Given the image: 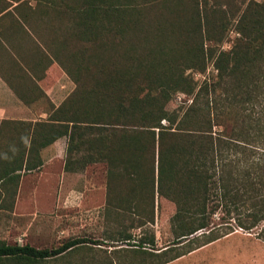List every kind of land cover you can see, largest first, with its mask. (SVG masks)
<instances>
[{
  "label": "trees",
  "instance_id": "trees-1",
  "mask_svg": "<svg viewBox=\"0 0 264 264\" xmlns=\"http://www.w3.org/2000/svg\"><path fill=\"white\" fill-rule=\"evenodd\" d=\"M57 2L70 11L75 39L103 57L72 70L76 88L49 123L30 124L22 157L4 161L0 184L13 187L3 194L14 199L17 172L40 169L41 150L65 137L66 173L104 164L110 179L175 207L174 240L162 249L154 236L140 238L92 264H168L236 230L264 245V0ZM110 40L113 59L104 58ZM178 93L190 103L168 110ZM94 242L0 241V264H68Z\"/></svg>",
  "mask_w": 264,
  "mask_h": 264
},
{
  "label": "crops",
  "instance_id": "crops-1",
  "mask_svg": "<svg viewBox=\"0 0 264 264\" xmlns=\"http://www.w3.org/2000/svg\"><path fill=\"white\" fill-rule=\"evenodd\" d=\"M57 1L0 0V175L5 173L6 159L21 158L25 142L29 147L30 126L49 123L50 115L67 99L74 84L67 65L74 26L70 11ZM66 144L62 137L41 150V158L46 159L42 177L53 179L41 190L33 178L27 181L41 168L17 172L21 177L14 199L3 194L13 185L0 184V209L12 210L21 199L29 202L22 205L32 208L94 207L95 201L81 199L79 191L71 190L65 198L61 194L63 180L69 175L64 171ZM75 238H88L97 244L80 249L68 264H87L88 254L106 256L114 249L106 240L100 243L86 235L69 236L50 248Z\"/></svg>",
  "mask_w": 264,
  "mask_h": 264
},
{
  "label": "rangeland",
  "instance_id": "rangeland-1",
  "mask_svg": "<svg viewBox=\"0 0 264 264\" xmlns=\"http://www.w3.org/2000/svg\"><path fill=\"white\" fill-rule=\"evenodd\" d=\"M75 31L70 32L69 49L71 55L76 57L67 64L70 65L71 70L77 65L85 66L90 56L103 57L100 49L80 39L76 40ZM109 44L111 51L105 54L104 58L113 59L114 40H110ZM124 45V43L118 45L117 50H123L124 47L121 46ZM212 72V67L209 65L207 75ZM189 73L196 80L202 79L197 73L190 71ZM83 79L86 77L83 76ZM75 88L74 83L70 95ZM184 101L190 103L186 96L178 93L167 109L170 111L177 109L185 104ZM44 162L46 159H43V164ZM44 173L45 168L41 167L39 171L27 177L28 183L33 178L35 185H39L41 190L46 182L53 181L52 178L42 177ZM68 174L61 186L63 198L71 190L79 191L81 199L95 201L94 207L32 208L22 205L29 202L21 199L12 210L0 209V241L19 245L26 243L36 248H50L69 236L86 235L100 243L106 240L109 246L127 248V245L135 244H132L133 241L154 236L156 248L162 249L174 240L170 218L175 212V207L168 200L155 194L153 201L149 190L143 191L135 185L132 187L122 179L114 180V177L110 179L104 164L88 166L83 172L77 173L78 175ZM80 218L83 219L82 224ZM224 229L222 227L219 231L227 230ZM204 232L197 233L189 240ZM126 235L131 236V242L110 243L111 240L120 241ZM87 257L88 264H92L91 259L98 263L108 256L95 252L93 255L88 254ZM130 260L128 258L125 261L130 262ZM168 264H264V245L255 240L252 234L236 230Z\"/></svg>",
  "mask_w": 264,
  "mask_h": 264
}]
</instances>
